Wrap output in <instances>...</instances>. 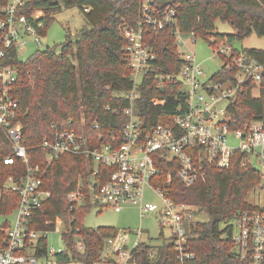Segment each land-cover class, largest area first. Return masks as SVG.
<instances>
[{
	"label": "built area",
	"instance_id": "2783aa9c",
	"mask_svg": "<svg viewBox=\"0 0 264 264\" xmlns=\"http://www.w3.org/2000/svg\"><path fill=\"white\" fill-rule=\"evenodd\" d=\"M32 1L0 3V129L10 141L13 153L3 162L12 164L15 158H19L25 166L22 175L8 176L0 183V199L9 192L19 196L14 221L9 224L5 244L0 249V264H50L64 249L46 245L45 255L39 256L36 252L40 240L47 239L54 230L60 232L57 228L60 224L64 225L63 238L72 231L70 224L74 220L69 217L67 225L60 220L53 230L30 226L31 220L35 222L44 212L42 208L51 198V192L43 185L39 165L30 164L27 148L21 143L22 125L18 120V99L14 92L17 69L3 66L1 62L10 49L19 57L28 41L41 46V30L45 26L43 11L23 13ZM173 1L180 0H170L160 8L152 6V0H142L136 25L123 27L127 40L123 50L132 69L133 85L129 91L117 94L127 103L122 109L126 120L120 135L108 129L92 137L83 131L58 129L51 124L54 129L52 138L41 143L46 154V167L63 154L84 157L92 163L87 179L79 175L75 189L66 194L69 211L87 201L91 207H110L117 213L124 206L134 205L142 218L154 214L160 229L168 231V236L159 243L152 241L148 234L146 237L141 228L116 231L104 240L100 256L93 264H136L140 254L154 259L158 247L164 244L173 246L178 264H193L195 253L188 243L187 228L196 221L197 208L174 202L152 182L158 175L156 154L167 161L175 160L177 178L189 187L203 177L207 165L227 168L234 155L240 153L242 165L255 168L259 174V183L254 190L264 191V113H256L246 120L241 114L235 116V111L241 108L240 98L248 89L254 98L261 97L262 92L264 94V55H254L246 48L236 47L235 42L224 40L215 45L221 65L216 72L207 75L196 62L192 50H181V46L195 43L196 36L193 32L183 34L179 31ZM147 27L170 30L176 38V53L181 66L177 73L165 76L168 82L178 86L169 90L178 102L171 122L156 124L143 132L142 119L136 111L138 86L153 70L152 63L156 58L143 40ZM255 90L260 93L257 97L254 96ZM164 102V98L151 99L154 105ZM105 109L113 116L119 115L118 108L106 106ZM94 128H98L97 124ZM101 168L106 171L102 173ZM170 181L171 175H168L167 183ZM146 187L160 198V205L144 201ZM231 225V238L240 262L264 264V209L256 206L254 210L242 211ZM75 246L78 251L83 249L78 235L75 236Z\"/></svg>",
	"mask_w": 264,
	"mask_h": 264
},
{
	"label": "trees",
	"instance_id": "16d2710c",
	"mask_svg": "<svg viewBox=\"0 0 264 264\" xmlns=\"http://www.w3.org/2000/svg\"><path fill=\"white\" fill-rule=\"evenodd\" d=\"M7 0H0L5 3ZM142 0H34L23 11L29 14L43 11L45 26L51 22L62 7L76 6L84 16L85 25L74 35L68 32L65 42L54 47L35 51L26 60H21L10 49L2 60L3 66L17 69L14 85L18 99V120L22 125L21 143L27 148L30 164H38L41 179L51 198L44 204V212L30 226L33 229L53 230L60 220L67 225L69 217L72 231L64 234V251L54 256L56 264H93L103 248L105 239L116 232L111 227H87L83 220L91 210L87 201L69 211L66 194L76 187L77 177L86 180L92 163L84 157L63 154L51 166L46 167V154L41 148L44 140L51 139L54 124L58 129H74L95 137L113 129L120 135L126 117L122 114L127 104L118 93L129 91L133 85L132 69L124 46L127 40L123 27L135 26L139 20ZM152 6L163 8L170 0H152ZM176 25L183 34L193 32L196 37L215 46L224 40L243 41L251 35L264 36V0H180L173 1ZM84 8H88L85 11ZM229 23L235 33L220 34L215 31V22ZM44 26V27H45ZM43 28L41 34L44 33ZM144 43L155 53L152 71H149L138 86L139 97L136 111L142 119V131L156 124H169L176 113L178 102L169 94L178 87L165 79L175 74L181 66L176 53V38L168 28L154 30L147 27ZM247 49V48H246ZM254 55H264L260 49H247ZM162 87V89H161ZM263 91V90H262ZM164 98L163 104L154 105L152 98ZM241 108L235 116L250 119L264 113V94L254 98L249 89L241 98ZM119 109L113 116L105 107ZM97 124L98 128H94ZM12 145L0 129V183L8 176H20L25 171L24 163L15 158L12 164L3 159L11 156ZM158 175L152 181L164 190L176 203H185L197 208L196 213L205 214L206 221H198L187 228L188 243L195 253L193 264H243L235 252L232 241V220L242 211L254 210L249 202L251 191L259 183V174L251 166L242 165V155L237 153L227 168L207 165L203 177L186 187L177 178L178 164L155 155ZM102 173L106 171L101 168ZM171 181L167 183V177ZM19 201L15 192L0 199V215H11ZM41 212V211H39ZM49 224L46 225L45 222ZM9 223L0 227V249L5 244ZM83 243L78 251L75 236ZM47 239L42 238L36 254L45 255ZM136 264H178L171 244L158 247V255L147 259L140 254Z\"/></svg>",
	"mask_w": 264,
	"mask_h": 264
},
{
	"label": "rangeland",
	"instance_id": "374dc122",
	"mask_svg": "<svg viewBox=\"0 0 264 264\" xmlns=\"http://www.w3.org/2000/svg\"><path fill=\"white\" fill-rule=\"evenodd\" d=\"M88 10V9H86ZM85 10V11H86ZM85 20L82 12L76 6L62 7V10L57 13L54 19L48 23L44 28V33L41 36V46H36L34 43L28 41L19 54L21 60H26L35 51L43 50L46 47H54L61 45L65 42L66 35L71 33L76 34L84 25ZM215 31L220 34L235 33L234 27L229 23L221 22L220 20L215 22ZM235 46L238 48L247 49H260L264 50V36L251 35L243 41H236ZM192 50L195 54L196 62L201 65L207 75H210L219 68L221 60L216 54L215 46H210L209 43L201 37H196V42L188 44L187 46H181V50ZM260 93L255 90L254 96H259ZM144 201L155 203L160 205V198L155 195L148 187L145 188L143 195ZM249 202L254 206L264 209V191L255 189L251 191L249 195ZM196 220L206 221L208 217L202 213H196ZM12 224L14 221V212L9 215H0V227L4 223ZM83 223L87 227H111L116 231L121 230H137L142 229L149 237L153 238L152 241L159 243V240H163V237L168 236L166 229L161 230L159 222L154 214H148L145 217L139 215V209L137 206L129 205L124 206L121 212H114L110 207L96 208L91 207V210L85 215ZM60 232L52 231L47 238V247H53L54 249H64L65 242L62 238V232L64 225L57 226ZM162 232V233H161ZM50 264H56L52 261ZM69 264H80L78 262H71Z\"/></svg>",
	"mask_w": 264,
	"mask_h": 264
}]
</instances>
